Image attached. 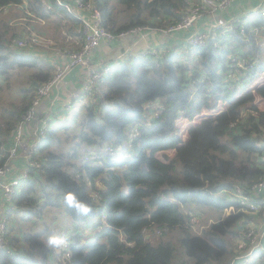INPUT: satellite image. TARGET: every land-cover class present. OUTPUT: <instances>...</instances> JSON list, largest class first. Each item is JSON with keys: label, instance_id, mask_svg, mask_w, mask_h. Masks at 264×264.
Instances as JSON below:
<instances>
[{"label": "trees", "instance_id": "16d2710c", "mask_svg": "<svg viewBox=\"0 0 264 264\" xmlns=\"http://www.w3.org/2000/svg\"><path fill=\"white\" fill-rule=\"evenodd\" d=\"M196 1L92 3L113 34L137 26L163 34ZM15 11L53 20L56 41L58 26L66 29L60 48H81V22L56 0H0V14ZM241 15L244 30L234 21L225 24L219 49L210 37L193 46L179 37L187 30L175 31L162 55L136 54L112 64L70 118L48 120L45 135L29 144L26 176L7 202L0 264H229L232 240L243 236L238 230L261 216L242 209L236 187L256 199L251 186L264 178V63L246 45L264 15ZM9 20L0 16V91L9 98L0 110V167L36 89L53 69L31 44L16 45V39L30 40V31ZM181 45L184 60L176 61L173 47ZM228 53L257 61L232 77ZM179 115L188 120L185 137L176 125ZM229 205L234 210L224 213ZM207 215L206 226L196 228ZM54 235L66 242L61 261L51 260L55 247L47 241Z\"/></svg>", "mask_w": 264, "mask_h": 264}, {"label": "built area", "instance_id": "2783aa9c", "mask_svg": "<svg viewBox=\"0 0 264 264\" xmlns=\"http://www.w3.org/2000/svg\"><path fill=\"white\" fill-rule=\"evenodd\" d=\"M93 0H56L57 4L64 7L69 13H72L80 22V28L77 32H80L83 37L81 48L77 51L64 50V52H58L55 56L56 60H53L55 67L51 77L44 83H42L37 89L33 99V105L26 111L23 120L16 126L14 130L13 144L8 149V157L4 166L0 167V247L6 242L4 241L3 234L5 233V211L8 208L7 202L10 201L14 190V185L17 184L20 177L26 176L25 167L18 173H10L9 161L17 156L18 153L27 154L29 148V142L26 143L23 137V127L35 120L36 107L47 97L50 92L60 85L64 77L73 68L79 67L85 69L84 81L82 86V95L88 97L100 81V79L111 73L112 64L107 62H99L94 60L92 57L93 52L99 48L102 44H108L109 41L118 40L125 42L134 38L138 33L155 30L153 27H133L127 30L120 31L117 34H113L104 28L100 23V13L97 7L92 3ZM233 0H198L188 10L186 14L175 24L171 25L167 29L161 31L165 35H169L179 30H187L193 28L192 26L197 22L204 14L211 15L216 11H226ZM251 11L259 12L264 15V1L257 7H254ZM234 21V27L238 28L241 32L244 30V24L246 18L241 13L235 17H231L225 22L212 20L207 24H204L198 28H193V31L187 36L186 42L193 44V46L201 45L206 42L208 37L211 38L212 45L219 49L220 48V35L223 31L221 30L225 24ZM159 32V31H158ZM31 41L35 42V38ZM28 42V40H27ZM25 39H16V45L18 47L25 46L27 44ZM186 43V44H187ZM167 46H164L158 50L156 47H148L138 52H120L117 55V63L119 64L129 57L135 56L136 54L151 53L155 55H162L163 52L167 51ZM163 51V52H162ZM126 57V59H125ZM230 61V72L229 75L234 77L235 74L241 70H246L247 66H251L252 63L249 61L256 62V59H251L242 56H236L228 53L227 56ZM253 65L250 67L252 68ZM234 70V71H232ZM229 71V70H228ZM74 96H79L75 94ZM79 97V98H80ZM76 99V98H75ZM73 97L71 100L65 101V107L68 111H72L76 108V100ZM78 100V98H77ZM41 121V120H40ZM48 124V119L46 118ZM45 123V121H43ZM46 127L38 129L37 138H41L45 135ZM264 141V139H263ZM252 191L255 193L256 199L248 193L244 194L243 190L236 187V193H240L237 199L242 209L250 212L264 211V178L251 186ZM262 192V193H261ZM230 211L234 210L233 205L227 207ZM192 220H196V217H192ZM242 240H238V246H235V253L230 259L229 264H254V260L258 258L262 253L264 254V223L257 232H249L246 236L242 233ZM239 239V238H238ZM67 254V253H66ZM255 264H258L256 262Z\"/></svg>", "mask_w": 264, "mask_h": 264}, {"label": "crops", "instance_id": "0c3cea01", "mask_svg": "<svg viewBox=\"0 0 264 264\" xmlns=\"http://www.w3.org/2000/svg\"><path fill=\"white\" fill-rule=\"evenodd\" d=\"M264 0H233L228 7L226 11H216L211 15H206L204 14L196 23L197 26L195 25L193 28H200V25L207 24L208 22H211L212 20H217L221 22H225L229 20L231 17H235L239 15L240 13H248L251 11L254 7H257L260 5ZM260 20V19H258ZM67 20L64 18L63 22H66ZM257 21V20H256ZM69 23V22H67ZM193 28L187 29L184 35H181V39H183L185 36H188L192 31ZM256 30L261 29L264 31V25L260 27H255ZM35 32V31H34ZM36 35H38L37 32H35ZM35 34H30L28 35V39L32 40L33 38L37 37ZM175 38H178L177 35L174 36ZM254 41H252L249 37L246 38V45L248 47H252V51L257 53L260 57L261 60L264 62V49L262 50V46L259 44L258 39L256 37H253ZM174 38L172 37L171 34L169 35H164L161 34L158 31L155 30H149V31H144L141 33H138L134 38L127 40L125 42L120 43V41L112 40L109 41L108 44L104 43L102 44L99 48H97L93 54L92 57L94 60L99 61V62H107L110 64H115L117 63V55L120 52H129L130 50L133 52H138L141 51L142 49H146L148 47H156V48H162L165 45H168ZM179 39V40H181ZM28 40V46L31 44L30 49L33 51V53L39 57H42L45 59V56L42 52L35 51L37 50L35 46H32V43H35L33 41ZM27 41V39H26ZM236 46V45H234ZM237 47V46H236ZM174 53H177V56H174L176 61H183L184 60V53L183 50L186 49L185 46L181 47H173ZM247 49V48H246ZM47 59V58H46ZM51 64L50 60H47ZM84 72L85 69L75 67L73 68L70 72L66 74L64 77L63 82L58 85L55 89H53L50 94L45 97L42 102L38 105V111L41 114L46 113L49 116L47 117L48 120L51 122L58 120V119H63L67 114H70L72 111H68L66 109L65 101L71 100L73 97L77 102H76V110L81 108L85 103L88 98L84 95L80 97L82 94V86H83V81H84ZM75 94H79V96H74ZM80 97V98H79ZM78 98V100H77ZM83 103V104H82ZM39 126L38 121L33 120L32 122L27 123L23 127V137L25 139L26 143H31L34 139L37 138L38 134V129ZM27 163V157L24 155V153H18L15 158L9 161V166H10V173L18 174L26 165ZM260 215L257 219L258 224L256 226L260 227L264 223V211H260ZM55 254V255H54ZM263 254V253H262ZM261 254V255H262ZM260 255V256H261ZM260 256L254 260V264L256 262H260ZM58 258V253L57 251H54L52 254L51 260L54 259V261H57Z\"/></svg>", "mask_w": 264, "mask_h": 264}, {"label": "rangeland", "instance_id": "374dc122", "mask_svg": "<svg viewBox=\"0 0 264 264\" xmlns=\"http://www.w3.org/2000/svg\"><path fill=\"white\" fill-rule=\"evenodd\" d=\"M18 13H19L18 11L17 12L15 11L14 13H12L10 15V14H8V12H6V13H1L0 16H2V17L3 16H5V17L6 16L7 17L10 16L9 23H11V25L16 27V28H25L28 31H30V34H35V32L38 33V35L35 34L37 36V37H35V43H34V46L37 49L35 51L39 50L40 52H42L44 54V56H45V58H47V60H50L52 62L51 63L52 68H53L52 71H51V73H52L53 70H54V67H55V64H54L53 60H56L55 59L56 54L58 52H64V50H66V49H61L60 48L61 44H62L61 40L63 38L62 35L65 36L66 29L65 28L64 29H60V26H58V37L60 39L56 41V39L53 38V34H54L53 32L55 31V29L57 30V25H56V23H54L53 20H51L49 22H46V21H43V20H36V19L33 18V16H30L28 18V16H27L28 14L27 15H20ZM195 25L197 26L196 22L192 26H195ZM27 30H25V32ZM251 31L256 34L255 37L258 39L259 44L262 46L261 49L263 50L264 49V31L261 30V29L256 30V28L251 29ZM30 34L26 32L25 37H27V35H30ZM68 49H70V48H68ZM125 59H126V57H125ZM188 73H189L188 75H190V72H188ZM259 75L263 77L264 76V72L260 73ZM26 77L27 76H24L23 79H26ZM19 80H21V78L17 79V81H19ZM24 81H26V80H24ZM29 82L31 83V81H29ZM26 85H27V83H26ZM29 87H31V85ZM32 91H33V88L31 90V93H32ZM8 100H9V98L7 97V93L3 92V91H0V110H1L2 106L8 104ZM86 102H87V100L85 102H83V103H86ZM32 105H33V102H32ZM262 105H263V103L261 102V106ZM74 111L75 110H72V112L70 114L66 113V116L63 119L70 118V116L73 114ZM204 111H206V110L202 109V111L200 113H202ZM200 113H197V114L200 115ZM197 114H196V116H197ZM180 115L176 119V125L179 127V130H180L179 132L181 133L182 137H185V124L188 122V120L185 119L184 116H180ZM199 115L197 117H199ZM48 116L49 115L46 114V113H43V114H41V112L39 113L38 106L36 107L35 120L38 121V123H39V126L37 128L42 129L45 126L46 127V131H47L48 125H47V122H46V118ZM194 118H196V117H194ZM43 121H45V123H43ZM55 121H53V122H55ZM158 154L161 156V154H163V153H162V151H159ZM166 154L168 156H172V151L171 150H167ZM200 209H202V214L206 215V210H208V208L202 206V207L198 208V210H200ZM229 212L231 213V211L228 208H226L225 211H224V213H229ZM64 216H65V214L60 215V219H57L56 223H59V220H60V222H62V218ZM49 217H51V215H49ZM209 218H210V215H207L205 217H201L200 220H199V222L201 224H198L199 223L198 222L195 227L196 228L197 227L201 228L203 226H206V223H208V219ZM49 220H50V218L47 219L48 222H49ZM201 220H202V222H201ZM39 223H41V222H39ZM258 223L259 222L254 223V222H251V220H249V222L247 224H242V227H240V229L238 230L239 231L238 233L242 234L243 231H244V234L247 236L249 232H252V231L257 232L260 227L255 226V225L258 224ZM27 225L28 224L26 223L25 226H27ZM53 225H55V224H53ZM53 228H55V232L54 233H56V231L58 229H56V227H53ZM90 232H92V230L88 229L85 234L88 235ZM58 235H54V236H58ZM238 240L239 241H244V240H242V238H239L237 240H232V244H231V248L232 249L235 248L236 245L238 246V244H237ZM61 248H62V246L54 248V251L59 250V252H60V253H58V258H59L60 261L62 260V257H64V254H63ZM50 263L54 264L53 261H51Z\"/></svg>", "mask_w": 264, "mask_h": 264}, {"label": "clouds", "instance_id": "9594fccd", "mask_svg": "<svg viewBox=\"0 0 264 264\" xmlns=\"http://www.w3.org/2000/svg\"><path fill=\"white\" fill-rule=\"evenodd\" d=\"M69 203H71V198H69ZM83 211L87 212V211H89V209L85 207V208H83ZM47 243L49 246H52V247H60V246H63L66 242H65V240H63L60 237L51 236V237H49Z\"/></svg>", "mask_w": 264, "mask_h": 264}]
</instances>
